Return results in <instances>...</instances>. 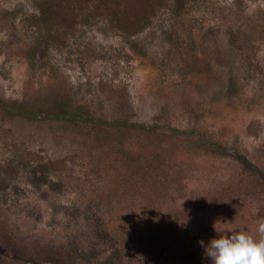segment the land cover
Returning a JSON list of instances; mask_svg holds the SVG:
<instances>
[{"label": "rangeland", "instance_id": "374dc122", "mask_svg": "<svg viewBox=\"0 0 264 264\" xmlns=\"http://www.w3.org/2000/svg\"><path fill=\"white\" fill-rule=\"evenodd\" d=\"M127 1L139 22L0 0V264H211L201 239L261 238L264 0Z\"/></svg>", "mask_w": 264, "mask_h": 264}, {"label": "clouds", "instance_id": "9594fccd", "mask_svg": "<svg viewBox=\"0 0 264 264\" xmlns=\"http://www.w3.org/2000/svg\"><path fill=\"white\" fill-rule=\"evenodd\" d=\"M259 232L258 239L247 230L223 231L207 244L203 239L199 243L211 264H264V224Z\"/></svg>", "mask_w": 264, "mask_h": 264}, {"label": "trees", "instance_id": "16d2710c", "mask_svg": "<svg viewBox=\"0 0 264 264\" xmlns=\"http://www.w3.org/2000/svg\"><path fill=\"white\" fill-rule=\"evenodd\" d=\"M67 3V8L71 10V12H79L82 15H88V16H103L107 18H113L115 23L118 22L120 19H124L128 21H137L139 22V19L136 18L134 15L135 14L140 16V12L143 8V4L140 3H132L127 0H62ZM56 2V0H36V3L42 8L38 9L36 14H33L35 17L33 18H40L42 16H53V12L50 11L52 8V5ZM60 3V2H59ZM65 3V4H66ZM65 12V11H64ZM61 13L57 12L55 13V17H60ZM62 17V16H61ZM136 18V19H135ZM142 18V17H140ZM122 19V20H123ZM148 21V17H144V24H146ZM114 23V24H115ZM118 24V23H117ZM116 24V26H117ZM121 26V25H120ZM126 27L123 28V30L128 32H131L130 29H125ZM130 34V33H129ZM63 119L65 117H62ZM217 152L223 151V147L218 145V149H214ZM239 161L247 166L251 167L252 165H249L247 160L242 156L238 155Z\"/></svg>", "mask_w": 264, "mask_h": 264}]
</instances>
